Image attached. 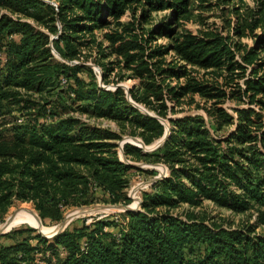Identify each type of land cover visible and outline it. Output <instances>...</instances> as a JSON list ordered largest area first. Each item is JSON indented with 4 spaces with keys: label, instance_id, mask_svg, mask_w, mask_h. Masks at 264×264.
<instances>
[{
    "label": "trees",
    "instance_id": "trees-1",
    "mask_svg": "<svg viewBox=\"0 0 264 264\" xmlns=\"http://www.w3.org/2000/svg\"><path fill=\"white\" fill-rule=\"evenodd\" d=\"M254 1L250 27L239 25L238 31L255 42L242 47L228 37L200 33H186L173 46L153 45L156 27L138 34L153 11L169 9L178 20L190 0H60L57 6L0 0V8L13 12L34 8L25 15L37 22L0 11V115L8 106L19 112L10 126L6 119L0 122V218L17 200L32 202L41 218L57 221L71 206L98 201L99 191L109 202H129L123 189L136 167L122 161L118 141L126 134L152 144L166 132L158 117L170 121V135L160 148L144 153L124 145L128 160L161 162L169 172L143 192L140 210L122 213L129 221L117 234L105 229L111 221L100 219L67 227L52 242L41 235L34 244L13 235V242L3 243L2 237L0 264H264V233L255 232L264 224V60L259 57L264 0ZM76 8L82 13L75 14ZM128 9L133 18L122 25L126 34L116 32L110 39L128 45L125 63L141 79L144 92L130 89L132 99L158 117L135 106L122 86L99 85L92 68L57 60L50 46L72 60L80 45L93 41L86 33L118 21ZM173 31L163 22L160 32ZM170 52L182 62L164 58ZM110 67L102 65L104 79ZM201 68H212V78ZM88 71L91 81L81 77ZM64 80L69 95L72 82L77 89L72 110L115 121L121 132L68 114L64 104L52 109L59 100L41 103L34 97L51 94ZM195 95L206 100L201 108L210 125L201 114L169 117ZM228 100L248 106L233 107V114L223 107ZM226 125L234 129L219 137L216 132ZM207 200L238 213L254 209L257 223L234 228L194 211H176ZM41 243L48 245L46 255Z\"/></svg>",
    "mask_w": 264,
    "mask_h": 264
},
{
    "label": "rangeland",
    "instance_id": "rangeland-1",
    "mask_svg": "<svg viewBox=\"0 0 264 264\" xmlns=\"http://www.w3.org/2000/svg\"><path fill=\"white\" fill-rule=\"evenodd\" d=\"M43 1H46L47 3L57 6L60 0H43ZM254 5H255L254 0H243V1L242 0H190L189 10L187 14L181 16L178 20H175L171 17L172 11L169 9L153 11L148 19V22L144 23V30L138 29L137 31L138 34L142 36H146L145 32L143 31H147L152 27L159 28L158 32L154 33L155 39H153L152 42L153 45L165 44V45L173 46L174 44L177 43V38L178 37L182 38V36L186 33H191L193 35L200 33L199 35L206 36L210 39H213L215 37L216 38L228 37L229 40L232 39L243 45L242 47H245L246 44H253L255 42V38L245 33H242L241 31H238V29H240L238 26L242 25V27H244V24H247L248 26L250 25L248 22H250L252 19ZM129 9L126 11L125 15L122 18H120L118 21H114L110 25L97 28L92 33H86V36L91 37L93 41L89 45H80L78 55L75 56V58H73L72 60H66L62 58V56H60V54H58V52L54 48L53 44H50L56 59L62 60L72 65L81 63L85 66L92 68L96 81L99 83V85L105 86L104 88L115 89L116 85L121 84L123 85V88L125 90L128 87L130 89H133L136 93L142 94L144 92V89L141 87L140 84L141 79L138 76H136L134 74V71L128 68L127 64L125 63L126 54L128 53L127 52L128 45L127 44L120 45L119 43H116L115 41H112L110 39V35L113 33L115 34L116 32H118L117 35L119 33L126 34V32L122 28V25L124 23H127L128 21H131V19L133 18L131 10ZM0 11L3 13H9L15 17L16 16L23 17L25 19L30 20L33 23H37L36 21L26 17L25 15L26 12L35 11L34 8L27 9V11L22 10L23 12H13L9 8H0ZM74 13L80 14L82 13V11L76 8L74 10ZM135 15L138 16V13H136ZM245 21L247 22L245 23ZM163 22L169 23L170 27L174 29V31L171 34H164L163 32H160V28ZM51 36L52 39L57 37V35L53 33L51 34ZM121 41L122 40H120V42ZM259 57H261V59L264 60V49L259 50ZM164 58L168 60L172 59L175 62H182L177 52H170L166 54ZM103 64L106 65L109 64V66L111 67L108 69V71H106L107 72L106 79L103 78V81H101L100 77L103 76V70H102ZM199 70L201 73L208 72L207 77H209L210 79L212 78V74H211L212 68H205V69L201 68ZM81 77L84 78L86 81L92 80V76L89 71L87 73L86 72L81 73ZM166 83H170L172 85L175 84V82L170 79H168ZM56 87L57 89H53V91H51V94L36 93L34 94V97L36 98V100H38L41 103H43L47 99H53L56 102H58L59 100L61 104L60 103L55 104L54 102L50 107L54 106L52 107V109L57 111L59 107L62 108V106L60 105L64 104L65 105L64 109H68L69 111L68 114L79 116L83 120L91 124L121 132V126L115 121H111L106 118L98 117L94 115L91 116L88 113L72 110L71 108L72 105L73 107L77 106V103L75 102V99L77 98V93H76L77 89L75 90L76 86H74L73 82H72V95L71 94L69 95L67 93L66 85L64 84L63 81L61 83L56 84ZM87 89L88 88L86 87V90ZM205 101L206 100L199 95H195L192 98H186L185 100H183L181 111L177 114H171L169 115V117L175 118L187 113L201 114L205 117L208 125H210L205 110L201 108V105ZM138 104L145 107L144 104L142 103H138ZM235 106L246 107L248 105L246 102L241 103L231 100H228L223 104V107L233 114H234L233 107ZM252 106L256 107L255 105ZM1 112L5 114L0 115V122L3 119H6L7 122L6 125L8 126H10L11 123L14 121L13 115L19 114V112L13 106H8L5 108L4 111ZM262 113L264 114V111H262ZM165 120L168 121V123H170L168 118H166ZM20 121H22V119ZM231 129H234V127L226 125L221 130L216 132V134L219 135V137H223L227 135L228 131ZM126 136H130V135L123 134L122 139H120L118 143L122 141ZM137 138L141 139L140 137ZM119 153H120V148H119ZM129 161L135 163H141L142 168L136 167L135 169L130 171L128 184L123 189V192L125 193L126 197L129 199V202L120 201L119 203L135 205L136 200L138 198L142 200L143 192L152 191L150 185L144 186V184L150 181L151 179H154L156 176H158L160 174V170H162L164 174H168V168L164 163L161 162H151L148 160H142V161L129 160ZM152 163L161 164L162 167H158L156 165L154 166V164ZM98 196H99V200L96 202L83 204L79 206H71L67 208L64 212L63 217H65L70 210H75L87 206L113 203L107 201V196H105V194L102 191H99ZM131 196L135 197V199L132 198ZM22 204L30 205L36 210V212L40 216V212L36 209V207L32 202L17 200L14 203V205L10 207L8 212L2 218H0V226L4 224L7 218L10 215H12L13 212H15ZM176 211L181 214L188 211H194L199 215L200 218L206 219L211 223L215 222L223 226L234 227V228L251 226L257 223L256 222L257 212L254 209L247 212L238 213L230 209H226L224 207L218 206L214 202L209 200L204 201L202 204L197 206L184 204ZM124 212L126 211H119V210H107L104 212L90 211L75 217L67 227L72 229L79 228L84 223L90 225L93 222L102 219V220L111 221L112 224L110 226H107L105 229L107 231L117 234L122 228V226H125L129 221V217L124 216L122 214ZM41 219L47 227L55 226V225L59 226V224L62 222V220L57 221V220H52L50 218H41ZM255 232L264 233V224L256 226ZM10 235H13V237H16L21 240L28 239L33 244L37 243V241L35 240L36 235H41L42 237L50 240V242H52L53 241L52 239L54 238V237L43 236L39 232V230L33 226V221L24 224L14 225L6 235L0 237V239L3 237L1 241L3 243L13 242L14 238L9 237ZM38 248L42 250L43 255H46L45 253L48 251V245L41 243L38 245ZM49 254L51 253L49 252ZM50 257H52V255H50Z\"/></svg>",
    "mask_w": 264,
    "mask_h": 264
},
{
    "label": "water",
    "instance_id": "water-1",
    "mask_svg": "<svg viewBox=\"0 0 264 264\" xmlns=\"http://www.w3.org/2000/svg\"><path fill=\"white\" fill-rule=\"evenodd\" d=\"M100 80L103 81V76L100 77ZM119 86H122L121 84H118L116 85L115 88L119 87ZM105 87V86H103ZM126 93H127V96L128 98L130 99V101L135 105L137 106L139 109H141L143 112H146L150 115H153V116H156L154 113L150 112L148 109H146L145 107L141 106L140 104H138L137 102H135L131 95H130V88H126ZM158 117V116H156ZM162 123L165 124L166 126V132L164 134V136L160 139H158L157 141H155L154 143L152 144H145L143 142V140L137 138V137H134V136H126L122 141H120L118 144H119V148H120V153H121V156H122V161L128 163V164H131L133 165L134 167H138V168H142V164L141 163H135V162H131L127 159V157L125 156L124 154V145L126 143H133L134 141V145L138 146V147H141L143 152L144 153H148V152H151V151H154L158 148H160L167 140V138L169 137L170 135V126H169V123L168 121H166L165 119L161 118V117H158ZM154 164V163H152ZM158 166V167H162L161 164H154V166ZM169 172V170H168ZM168 174H164L162 172V170H160V174L158 176H156L154 179H151L150 181H148L147 183L144 184V186H148V185H153L156 181L160 180L161 178H163L164 176H167ZM134 191V190H133ZM132 197V196H131ZM133 198V197H132ZM141 202L142 200L141 199H137L136 200V203L135 205H132V204H123V203H112V204H103V205H94V206H87V207H81V208H78V209H75V210H70L67 215L63 218L62 222L59 224V227L56 231H54L51 235H46L45 233L43 232H40L43 236L45 237H54L56 236L57 234L61 233L62 231H64L67 226L69 225V223L77 216H79L80 214L82 213H85V212H90V211H101V212H104V211H107V210H119V211H137V210H140L141 209ZM13 217H14V214L10 215L7 220L5 221V223L3 224V227L0 228V237L3 236V235H6L11 229H12V224H13ZM69 219V220H68Z\"/></svg>",
    "mask_w": 264,
    "mask_h": 264
},
{
    "label": "bare ground",
    "instance_id": "bare-ground-1",
    "mask_svg": "<svg viewBox=\"0 0 264 264\" xmlns=\"http://www.w3.org/2000/svg\"><path fill=\"white\" fill-rule=\"evenodd\" d=\"M133 198L135 199V197H133ZM85 213H87V212H85ZM13 214H14L13 224H12L13 226L16 224L17 225L18 224H24V223H28V222L33 221V226L35 228H37L40 232H43L48 236L51 233H53L54 231H56L59 227L58 225L47 227L43 223L41 217L36 212V210L33 207H31L30 205L22 204L15 212H13ZM2 227H3V224L0 226V228H2Z\"/></svg>",
    "mask_w": 264,
    "mask_h": 264
},
{
    "label": "built area",
    "instance_id": "built-area-1",
    "mask_svg": "<svg viewBox=\"0 0 264 264\" xmlns=\"http://www.w3.org/2000/svg\"><path fill=\"white\" fill-rule=\"evenodd\" d=\"M64 83L66 82V80L63 81Z\"/></svg>",
    "mask_w": 264,
    "mask_h": 264
}]
</instances>
